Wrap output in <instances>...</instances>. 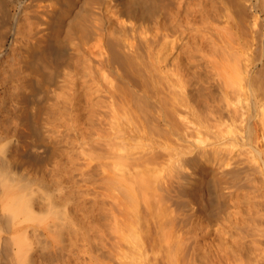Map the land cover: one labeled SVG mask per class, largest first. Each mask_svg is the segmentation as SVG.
Instances as JSON below:
<instances>
[{
  "label": "bare ground",
  "instance_id": "1",
  "mask_svg": "<svg viewBox=\"0 0 264 264\" xmlns=\"http://www.w3.org/2000/svg\"><path fill=\"white\" fill-rule=\"evenodd\" d=\"M250 9L0 0L6 252L61 221L65 264H264V93L233 90Z\"/></svg>",
  "mask_w": 264,
  "mask_h": 264
},
{
  "label": "rangeland",
  "instance_id": "2",
  "mask_svg": "<svg viewBox=\"0 0 264 264\" xmlns=\"http://www.w3.org/2000/svg\"><path fill=\"white\" fill-rule=\"evenodd\" d=\"M237 1H244V2H246V4L248 5V2H249V6H250V8L252 9H250V11L251 12H249V21H250V25H249V28H248V30H247V33H246V35L245 36H243V37H241L242 35H241V33L239 32V30H237V35H236V40H237V38H238V40H237V44H238V47L240 48L242 45L243 46H245L246 45V54H244V51H243V49L242 48H240L241 50L240 51H238V53L239 52H242L241 53V55L239 54H237L239 57L238 58H240L239 60L240 61H242V62H244L242 65H244L245 64V59H247V62H246V65L245 66H242L240 63H242V62H239L238 61V64L237 65H239V68L238 69H240V71L242 72V75H244L243 77H239L240 78V80H241V82H240V80L238 79V78H236L235 80H239V83H241V85L239 84V85H237L236 84V81L234 82L235 83V85H234V87H233V90H234V93H240V91H241V93H246V92H248V93H264V90H262V89H264V85H263V80L264 79H261V78H264L263 76H264V3H263V1L264 0H237ZM250 14H251V16H250ZM241 35V36H240ZM249 37V38H248ZM242 38V39H241ZM248 38V42H247V39ZM241 41V42H240ZM244 41H245V43L247 42V44H245L244 43ZM248 45H249V49H248ZM253 52V53H252ZM244 54V56H242ZM249 54V55H248ZM241 56H242V58H241ZM245 56H247V57H245ZM244 57H245V59H244ZM249 57V58H248ZM255 58V59H254ZM242 59V60H241ZM249 61V62H248ZM256 61V62H255ZM247 64H249V69H250V75L248 74L249 72H247L246 73V70H247ZM242 66V67H241ZM241 67V68H240ZM253 69V70H252ZM258 75H259V77H258ZM245 76L247 77V79L245 78ZM245 80H244V79ZM257 78H260V79H257ZM237 80V81H238ZM246 80H247V82H246ZM259 80H260V82H259ZM245 82V83H244ZM247 83V87L245 86V84ZM260 84V85H259ZM244 85V86H243ZM238 86H240V87H238ZM250 86V87H249ZM242 87H243V89L245 90H243L242 89ZM246 87V88H245ZM253 87V88H252ZM241 88V89H240ZM256 88V89H255ZM258 88V89H257ZM254 89H255V92H254ZM240 90V91H239ZM41 95H35V98L34 99H36L38 102L41 100ZM40 98V99H39ZM62 206V205H61ZM57 207L60 211H61V209L60 208H62V211L61 212H63V210L64 209H66L67 210V207L65 206V205H63L62 207ZM66 208H65V207ZM64 207V208H63ZM66 212H68V211H66ZM3 213H5V211L3 212V210L1 209V207H0V215L2 216V215H4ZM64 213H65V211H64ZM63 213V214H64ZM0 216V217H1ZM51 220H49V222H50ZM58 221V220H57ZM64 222L65 223H67V221H65L64 220ZM41 223V222H40ZM51 223H52V221H51ZM56 223V222H55ZM54 223V224H55ZM58 223V222H57ZM47 224V222H43V223H41L40 224V226H42L41 228H46V225ZM59 224H61V221L58 223V225ZM63 224V223H62ZM61 224V225H62ZM36 226H39V223H38V225L37 224H35ZM57 224H55V226L54 227H59L56 231H55V237H54V235H53V237L52 236H50V233L48 232V235L50 236H48L47 235V232L46 233H44L43 231H40L41 233H40V235L41 234H45L43 237H42V235H41V238L42 239H40L39 237H37V238H34L33 236H30V238H23V239H25V241L23 240V242L25 243V245H29V248H28V246H25L24 244L22 245V246H24V251H21V250H19V252L21 251L22 252V254H20L19 255V252H18V254H16L17 253V250H18V246L16 245V247L15 246H12V247H10V248H12L13 250H10V253L9 252H6V251H9V247L8 246H11V245H13L14 243H17V241H18V236H16V239L14 240V238H13V236H15V234H10L9 232H7L6 231V227L7 226H2V227H5V228H2V227H0V264H9V263H11V264H15V263H17L18 261L16 260V258H17V255H18V258H19V256H21L19 259H21L17 264H39V261H40V263L42 262V264H60L61 262H60V260L61 261H63V263H61V264H65V263H68L69 262V258H68V260H66L67 259V257L66 256H64V255H67V254H69V252L68 251H66V252H68L67 254H66V252H64L63 251V249H65V250H69L70 248H69V246H67L68 245V243H66V242H69V241H67V239L65 240V238H67V234L65 233V231H63L62 233H61V225L60 226H56ZM44 226V227H43ZM2 229H4V230H2ZM60 229V230H59ZM53 230H54V228H53ZM52 230V231H53ZM2 231V232H1ZM54 232V231H53ZM59 232V234L60 235H58L57 233ZM31 235H32V232H31ZM63 235H65L64 236V239L63 240H65V243H64V241H61L60 240V238H58L59 236L60 237H62ZM3 236V237H2ZM12 236V237H11ZM47 236V237H46ZM33 237V238H32ZM7 238H8V240H7ZM10 238H13V240L14 241H16V242H14L13 241V244H9V243H11V241L10 240H12V239H10ZM57 239V240H55V239ZM63 238V237H62ZM22 238H21V236H20V238H19V240H21ZM26 239L28 240V241H26ZM32 239V240H31ZM36 239V240H35ZM37 239L39 240V241H37ZM53 239V240H52ZM69 239V238H68ZM6 240V241H5ZM44 240V241H43ZM10 241V242H9ZM22 241V240H21ZM21 241H18L19 242V244L21 243ZM29 241H31V243L29 242ZM35 241H36V243H35ZM44 243H43V242ZM38 242V243H37ZM50 244H49V243ZM29 243V244H28ZM67 244V245H65V246H67V247H65L64 245H62L61 246V244ZM22 244V243H21ZM44 244V245H43ZM41 245V247H39V246ZM47 245V246H46ZM51 246V247H50ZM56 246V247H55ZM61 246V247H60ZM63 246H64V248H63ZM19 247H21V245L19 246ZM33 249H32V248ZM38 247V248H37ZM43 247H46V248H43ZM56 249H55V248ZM17 248V249H16ZM23 248V247H22ZM51 248V249H50ZM61 248V249H60ZM28 250V252H27V250ZM47 251H46V250ZM43 250V251H42ZM52 250V251H51ZM58 250V251H57ZM62 250V251H61ZM5 251V252H4ZM13 251V252H12ZM60 251V252H59ZM23 252H25L26 253V255L23 253ZM35 252V253H34ZM37 252V253H36ZM46 252H48V253H46ZM49 252H51V253H49ZM57 252H59V253H57ZM64 252V253H63ZM7 253H9L10 254V256L12 255V258L9 256V254H7ZM60 253H61V255H60ZM7 254V255H6ZM40 254V255H39ZM47 254V255H46ZM56 254H58V255H56ZM64 254V255H63ZM4 255V256H3ZM16 255V257H15V260L13 259L14 257L13 256H15ZM28 255H30V256H28ZM32 255V256H31ZM44 255V256H43ZM61 257H60V256ZM24 256V257H23ZM42 256V258H40ZM50 256H53L54 258L56 257V256H58L59 258H55L57 261H54L55 259L53 258V257H51V259H50ZM63 256V257H62ZM68 257L70 256V255H67ZM9 257V258H8ZM32 257V258H31ZM66 257V258H65ZM17 258V259H18ZM45 258V259H44ZM47 258V259H46ZM52 258H53V260H52ZM60 258H64L63 260L62 259H60ZM9 259H13V261L15 262H11V261H9ZM39 259H41V260H39ZM34 260V261H33ZM36 260V261H35ZM66 260V261H65ZM26 261V262H25ZM31 261H33V262H31ZM44 261H45V263H44ZM68 261V262H67ZM24 262V263H23ZM31 262V263H30ZM65 262V263H64Z\"/></svg>",
  "mask_w": 264,
  "mask_h": 264
}]
</instances>
